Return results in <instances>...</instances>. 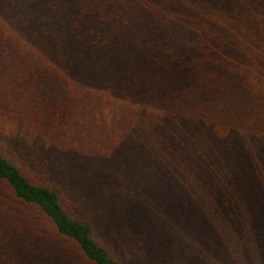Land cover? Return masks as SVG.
I'll use <instances>...</instances> for the list:
<instances>
[{
    "label": "trees",
    "instance_id": "trees-1",
    "mask_svg": "<svg viewBox=\"0 0 264 264\" xmlns=\"http://www.w3.org/2000/svg\"><path fill=\"white\" fill-rule=\"evenodd\" d=\"M172 261L264 264V0H0V264Z\"/></svg>",
    "mask_w": 264,
    "mask_h": 264
},
{
    "label": "rangeland",
    "instance_id": "rangeland-1",
    "mask_svg": "<svg viewBox=\"0 0 264 264\" xmlns=\"http://www.w3.org/2000/svg\"><path fill=\"white\" fill-rule=\"evenodd\" d=\"M54 150H55L56 152L62 151V150H60V149H57V148H54ZM46 170H49V169H46ZM37 177H38L39 179H40V178H42V176H40V177H39V176H37ZM170 264H174V263H173V261H172Z\"/></svg>",
    "mask_w": 264,
    "mask_h": 264
}]
</instances>
